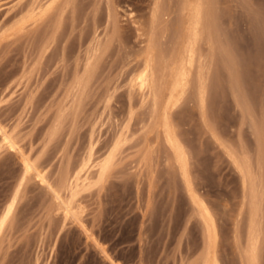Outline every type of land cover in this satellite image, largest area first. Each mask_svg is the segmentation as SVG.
<instances>
[{"label":"rangeland","instance_id":"1","mask_svg":"<svg viewBox=\"0 0 264 264\" xmlns=\"http://www.w3.org/2000/svg\"><path fill=\"white\" fill-rule=\"evenodd\" d=\"M183 1L0 0V126L17 143L4 145L0 130V217L17 197L0 233V264H201L197 204L215 224L219 264H243L252 227L246 177L257 192L264 264V0H208L218 29L212 48L207 33L201 38L205 101L193 84L174 100L169 77L154 111L130 79L153 32L177 64L189 37ZM119 133L123 145L98 183L92 160ZM90 151L78 218L65 216L36 173L20 185L24 157L56 183Z\"/></svg>","mask_w":264,"mask_h":264},{"label":"bare ground","instance_id":"2","mask_svg":"<svg viewBox=\"0 0 264 264\" xmlns=\"http://www.w3.org/2000/svg\"><path fill=\"white\" fill-rule=\"evenodd\" d=\"M207 4H208V0L183 1L182 10L184 11L185 15H181L180 19L183 20V22L189 24L188 25L189 37L186 44V50L180 56L176 65H175V56L171 55L169 58L166 56V53L162 48L161 43L159 42L154 32L149 36L146 42V45L142 52L141 66L132 75L130 79V88L131 90L136 89L142 94V96L144 97L143 102L145 100L151 99L153 102L154 111L157 110V105L159 104V101L162 98L164 92L166 79L169 77H172L171 97L174 100L176 101L180 100L186 93L189 86L193 84L197 88L200 101H205L208 91V84H209L208 80H209L210 70L207 59H205L206 57H204V54L202 53L201 50V38L205 33H207L210 38L209 43L211 42L212 44L211 48H212L213 46L212 37L216 32V30L218 29V26L216 24L217 20H215L216 16L214 18L213 15H209L210 7ZM158 9H159V1L156 3L152 15V23L155 24L159 21V18L161 16V15L158 16ZM95 42L97 41L95 40ZM99 47L96 48V50H98ZM92 57L90 56L89 58H87L88 61L86 62L87 64H85L86 73H85L84 81H88L92 75V65H93L92 60L95 58L93 57L92 59ZM173 66H176V68L174 69ZM171 72H173V74H171ZM81 78L82 79L77 80V82L79 81L80 83H84V81H82L84 77ZM130 116L132 117L133 114ZM0 130H1V138L3 144L8 146L9 148L16 149L17 143L14 140V138L1 126H0ZM125 131H127V128ZM121 133H119V138H117L113 147L105 157L98 159L97 161H94L95 159L92 160V162H95L94 167H96L95 170H96V177L98 183L104 182L106 180L113 166L117 152L121 148V145H123L121 139V135H122ZM172 151H173L172 153L177 155L180 159H183L185 157V154L181 150L179 144H173ZM91 157H92V151H90L88 160H85V162L82 164V167L79 170H77L73 176L70 175V173L67 171L65 174L62 175V177L56 183H53L50 180H48L43 170H40L36 165V163L32 162L29 157H24L23 159L24 176L22 178V182H20V185H22L23 181L28 177V175H30L31 173H36L37 176H39L40 181L43 182V184L45 183L49 188V190H51L55 195L54 197H56V199L59 200V204L63 208L65 216H72L78 218L77 212L74 211V203L82 186L84 187L85 183L89 182L88 180H90L88 176L82 178L83 177L82 172L85 171L86 169L88 170V166L90 167L89 162L91 161ZM237 164L239 165V167H242L239 161H237ZM246 165L248 164L245 163V166ZM94 167H92V169H94ZM245 169L247 176H250L251 174L250 168L246 166ZM246 174L244 175L245 177ZM246 179L247 180L251 179V181L248 180V182L247 181L246 182H247V186H249L250 188V190L249 189L248 190L250 192L249 193V197H250L249 200L251 204L250 225L252 227H250V229L248 230L249 240L247 241L248 245L244 250V254H243L244 257L242 263L258 264V255H259L258 237L260 235L258 234L259 229H257L258 227L257 226L258 206L256 201L257 192L254 187V183H253L254 181H252V178L246 177L245 180ZM64 192H66L65 195L63 194ZM16 200L17 197L15 196L13 197V200L9 201V203L4 209V212L0 217V233L3 230V228L6 226L8 220L10 219L12 213L14 212V205ZM197 206H198L197 211H199V214L203 218L205 225V227H203L205 242H204V248H203L204 251L201 259V264H219L215 251V244L217 237L215 224L213 222L212 217L207 212L206 207L200 206V204L199 205L197 204Z\"/></svg>","mask_w":264,"mask_h":264}]
</instances>
